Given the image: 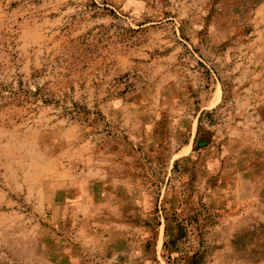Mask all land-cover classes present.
I'll return each instance as SVG.
<instances>
[{
    "label": "rangeland",
    "instance_id": "rangeland-1",
    "mask_svg": "<svg viewBox=\"0 0 264 264\" xmlns=\"http://www.w3.org/2000/svg\"><path fill=\"white\" fill-rule=\"evenodd\" d=\"M193 262L264 264V0H0V264Z\"/></svg>",
    "mask_w": 264,
    "mask_h": 264
},
{
    "label": "trees",
    "instance_id": "trees-1",
    "mask_svg": "<svg viewBox=\"0 0 264 264\" xmlns=\"http://www.w3.org/2000/svg\"><path fill=\"white\" fill-rule=\"evenodd\" d=\"M210 113H203V115L200 118V124H199V131L197 134V137L195 139V150L194 151H198L199 149H201L202 147H204L205 143L207 144L209 141L207 139H205V137L201 134V129H202V120L206 115H209ZM178 165V163H176V166ZM195 260V259H194ZM192 264H196V262L192 263Z\"/></svg>",
    "mask_w": 264,
    "mask_h": 264
}]
</instances>
